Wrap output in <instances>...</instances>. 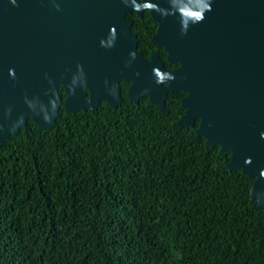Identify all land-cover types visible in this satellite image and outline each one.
I'll use <instances>...</instances> for the list:
<instances>
[{
  "label": "trees",
  "instance_id": "trees-1",
  "mask_svg": "<svg viewBox=\"0 0 264 264\" xmlns=\"http://www.w3.org/2000/svg\"><path fill=\"white\" fill-rule=\"evenodd\" d=\"M146 59L157 24L130 17ZM134 19V20H133ZM67 112L0 146V264H264V211L254 180L228 166L186 114L184 91L164 111L143 97ZM62 99L66 98L59 89Z\"/></svg>",
  "mask_w": 264,
  "mask_h": 264
},
{
  "label": "water",
  "instance_id": "water-1",
  "mask_svg": "<svg viewBox=\"0 0 264 264\" xmlns=\"http://www.w3.org/2000/svg\"><path fill=\"white\" fill-rule=\"evenodd\" d=\"M145 10L152 42L179 69L138 49L127 15ZM123 82L130 101L160 111L170 92H187L178 124L200 120L198 135L231 153L264 211V0H0V146L29 120L51 130L61 105L117 109Z\"/></svg>",
  "mask_w": 264,
  "mask_h": 264
},
{
  "label": "flooded vegetation",
  "instance_id": "flooded-vegetation-1",
  "mask_svg": "<svg viewBox=\"0 0 264 264\" xmlns=\"http://www.w3.org/2000/svg\"><path fill=\"white\" fill-rule=\"evenodd\" d=\"M147 11H149V10H145L141 15H138V13L136 12V11H133L132 13H130V14H128L127 16H130V17H138V18H143V15L147 12ZM130 19V18H129ZM131 20V19H130ZM134 20V19H133ZM132 21V20H131ZM132 23H133V21H132ZM134 26V23H133V25H132V27ZM132 29V28H131ZM138 36V35H137ZM160 47V46H159ZM153 54H155V53H153ZM153 54H151V56L153 55ZM158 54V53H157ZM149 59H151V57L149 58ZM174 65H178V64H174ZM181 67V65L179 64V67H175V69H173V70H176V69H179ZM173 70H171V71H173ZM123 83H127V82H123ZM122 83V84H123ZM122 84L120 85L121 86V93H122V98H123V102H124V96H123V92H122ZM130 87H131V83H130V85H129V92H128V95H129V93H130ZM61 88V87H60ZM59 88V89H60ZM179 92V91H178ZM187 93V92H186ZM61 95V94H60ZM62 96V95H61ZM189 96V94L187 93V95L186 96H184L183 97V99L184 98H186V97H188ZM66 97H67V95H66ZM64 99H66V98H64ZM183 99H182V101H183ZM102 102H104V101H101L100 103H99V105L102 103ZM122 102V103H123ZM199 121V120H198ZM198 123V122H197ZM198 131V130H197Z\"/></svg>",
  "mask_w": 264,
  "mask_h": 264
},
{
  "label": "snow or ice",
  "instance_id": "snow-or-ice-1",
  "mask_svg": "<svg viewBox=\"0 0 264 264\" xmlns=\"http://www.w3.org/2000/svg\"><path fill=\"white\" fill-rule=\"evenodd\" d=\"M196 15L198 16L199 14L197 13Z\"/></svg>",
  "mask_w": 264,
  "mask_h": 264
}]
</instances>
